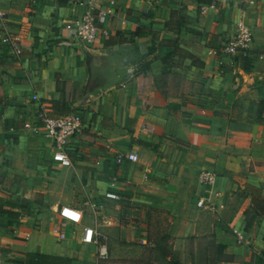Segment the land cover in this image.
Returning <instances> with one entry per match:
<instances>
[{
	"label": "crops",
	"instance_id": "obj_1",
	"mask_svg": "<svg viewBox=\"0 0 264 264\" xmlns=\"http://www.w3.org/2000/svg\"><path fill=\"white\" fill-rule=\"evenodd\" d=\"M78 1L0 0V264H119L126 243L127 264H264V0H107L112 31L87 47ZM239 20L245 58L221 52ZM181 65L194 101L162 85ZM44 106L84 120L69 166L25 126Z\"/></svg>",
	"mask_w": 264,
	"mask_h": 264
},
{
	"label": "built area",
	"instance_id": "obj_2",
	"mask_svg": "<svg viewBox=\"0 0 264 264\" xmlns=\"http://www.w3.org/2000/svg\"><path fill=\"white\" fill-rule=\"evenodd\" d=\"M247 4L252 0H240ZM79 4L85 7L84 12L78 15L74 21V40L84 47L91 46L99 37H107L112 31L114 21L118 16L116 7L107 0H80ZM124 23V20L121 21ZM2 41L15 50H19L16 39L10 35H5ZM254 43L252 32L239 20L236 23L234 33L226 40L221 49L222 53H226L235 58H245L250 54ZM33 99L37 96L33 95ZM36 124H25L27 128L34 133H42L49 137L53 142L52 159L57 161L61 166H69L71 164L70 156L67 153L71 141L80 135L84 130V120L78 111H70L65 114L51 115L50 112L42 107L37 112ZM129 160H136L137 154L129 153ZM202 181H211L212 176L208 171L200 174ZM199 206L204 205V199H198ZM83 241L96 244V257L105 259L108 257L107 245L104 241H100L91 227L85 228Z\"/></svg>",
	"mask_w": 264,
	"mask_h": 264
},
{
	"label": "rangeland",
	"instance_id": "obj_3",
	"mask_svg": "<svg viewBox=\"0 0 264 264\" xmlns=\"http://www.w3.org/2000/svg\"><path fill=\"white\" fill-rule=\"evenodd\" d=\"M178 21V19H176ZM180 34V32H179ZM185 35V34H184ZM185 38V37H184ZM181 41H184V39H179ZM185 40H190L191 39H185ZM178 57L180 59V56L182 55V52L181 51H177L176 52ZM194 69L191 67V66H179V70H175V71H169L165 73V77H166V80L162 83V85L164 86V88H168L170 87L172 90H175L178 91L179 88L182 86V81L183 82V92L185 94H187V96L183 97V101H186V100H192L194 101V76H193V72ZM42 202V200H40ZM204 241V239L202 240V242ZM134 244H131V243H126V246L125 248H123L122 250H125V254L127 257H125L124 260L122 261H115V260H111L109 259V256L105 259H98L95 255V261H99V263L103 262H107V263H111V262H116L118 263L119 261V264H127L129 263L132 259H129L130 257L128 256H131L133 254H137L138 256H142V253L140 251H136L135 248H134ZM144 254L146 255V253L144 252ZM146 258V256H144ZM156 259H157V264H162V256L160 253H156ZM144 258L141 260L143 262ZM48 262V261H47ZM56 262V261H54ZM138 262V260H136L134 263ZM57 263V262H56ZM58 263H61V264H66L65 262H58ZM55 264V263H53ZM69 264H81L79 263L77 260H74V261H70Z\"/></svg>",
	"mask_w": 264,
	"mask_h": 264
},
{
	"label": "trees",
	"instance_id": "obj_4",
	"mask_svg": "<svg viewBox=\"0 0 264 264\" xmlns=\"http://www.w3.org/2000/svg\"><path fill=\"white\" fill-rule=\"evenodd\" d=\"M35 257L36 258H44L45 256L44 255H40V254H36Z\"/></svg>",
	"mask_w": 264,
	"mask_h": 264
}]
</instances>
